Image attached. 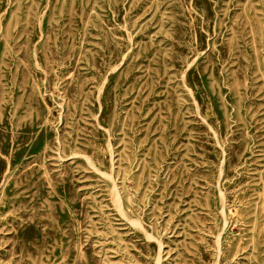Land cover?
<instances>
[{
	"label": "rangeland",
	"instance_id": "1",
	"mask_svg": "<svg viewBox=\"0 0 264 264\" xmlns=\"http://www.w3.org/2000/svg\"><path fill=\"white\" fill-rule=\"evenodd\" d=\"M0 264H264V0H0Z\"/></svg>",
	"mask_w": 264,
	"mask_h": 264
}]
</instances>
